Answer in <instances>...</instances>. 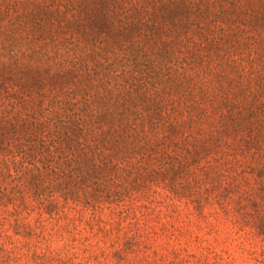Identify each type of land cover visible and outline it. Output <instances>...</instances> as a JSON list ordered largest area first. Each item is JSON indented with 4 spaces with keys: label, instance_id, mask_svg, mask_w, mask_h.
Masks as SVG:
<instances>
[{
    "label": "trees",
    "instance_id": "1",
    "mask_svg": "<svg viewBox=\"0 0 264 264\" xmlns=\"http://www.w3.org/2000/svg\"><path fill=\"white\" fill-rule=\"evenodd\" d=\"M46 215L85 264L162 236L200 249L165 264H237L192 230L221 222L264 242V0H0V264Z\"/></svg>",
    "mask_w": 264,
    "mask_h": 264
},
{
    "label": "rangeland",
    "instance_id": "2",
    "mask_svg": "<svg viewBox=\"0 0 264 264\" xmlns=\"http://www.w3.org/2000/svg\"><path fill=\"white\" fill-rule=\"evenodd\" d=\"M45 217L49 220L43 223V228L37 230L38 233H43L44 239L29 238V240H25L14 237L15 241L19 240L22 243L31 242L29 246L32 247L29 252V258L23 257L15 264H28V259L31 262L30 264H60L61 261H67L69 262L68 264H85L88 254L84 252V245H82L81 242L82 237L87 236L88 233L85 231L81 233L82 227L80 226L78 230H72V233L70 234L65 233L63 236L56 235V229H58V226H56V221L50 219L47 215ZM71 217H73V215H71ZM36 218L37 215H33L31 222H34ZM76 224H78V222H76ZM227 226H229L227 223L221 222L215 230H211L209 233H207V230H200L198 227H193L192 230H194L196 234L203 238L204 246L213 248L217 253L227 251L231 257L235 259V263L260 264L252 259L249 252H244L239 248L238 245L240 242H242L243 248L256 251V255L259 257L264 251V242H262L260 238L256 237L252 233L247 235L244 234L240 240L236 241L234 234L228 236L226 233ZM9 234L13 235L12 232H9ZM93 243H95V241H93ZM180 243H182V247L186 248L190 253H198L200 250L198 248V244L193 241L192 238L187 237L184 241H178L162 236L156 242H154L153 249L149 252V261L153 262L154 264H165L168 262L167 256L171 258L173 247H180ZM101 246L104 245L102 244ZM154 251L157 253L154 254ZM25 252H27L26 249L22 251L23 254ZM34 252L39 255L44 253L47 256L45 258L39 259L36 263L34 259H32L33 256H31ZM183 254H186V252L184 251ZM146 255L147 254L145 253H141L140 257L143 258ZM224 256L227 257L228 255L225 254ZM71 259L72 261H70ZM89 264H94V262L90 261Z\"/></svg>",
    "mask_w": 264,
    "mask_h": 264
}]
</instances>
